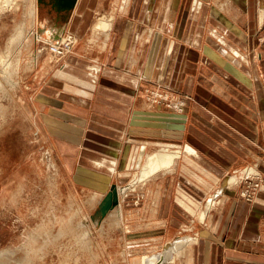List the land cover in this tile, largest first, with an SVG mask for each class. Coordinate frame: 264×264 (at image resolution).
Returning <instances> with one entry per match:
<instances>
[{
	"label": "crops",
	"instance_id": "1",
	"mask_svg": "<svg viewBox=\"0 0 264 264\" xmlns=\"http://www.w3.org/2000/svg\"><path fill=\"white\" fill-rule=\"evenodd\" d=\"M263 4L76 0L68 11L54 0H37L48 25L38 22L35 32L76 36L78 45L56 61L46 50V38L26 45L41 46L29 61L21 56L31 67L23 69L30 73L25 77L38 82L32 138L38 141L41 131L47 142L58 144L60 158L72 161L77 182H93L98 190L102 180L108 184L105 178L125 166L124 154L133 151L135 160L146 146L180 152L173 166L126 187L137 193L132 203L153 240L147 246L163 248L162 254L177 252L160 264H264V192L249 203L239 196L240 183L226 181L235 169L242 170L240 182L249 170L250 175L264 173ZM105 20L109 27L98 28ZM135 30L147 33L135 32L129 39ZM167 33L175 37L171 44ZM168 46L171 58L164 55ZM149 61L154 65L146 66ZM136 63L147 81L156 72L158 79H174L189 102L173 103L170 112L151 109L140 96L132 71ZM178 111L182 114L175 115ZM121 188L116 217L128 226L133 219ZM130 233L133 228L126 231L127 240Z\"/></svg>",
	"mask_w": 264,
	"mask_h": 264
},
{
	"label": "rangeland",
	"instance_id": "2",
	"mask_svg": "<svg viewBox=\"0 0 264 264\" xmlns=\"http://www.w3.org/2000/svg\"><path fill=\"white\" fill-rule=\"evenodd\" d=\"M36 3L37 0H0V264H142V260L162 254L163 248L147 246L153 240H148L145 234L147 225L143 224L142 215L132 203L135 201L132 196L137 193L123 189L134 185L132 183L136 181L146 155L159 148L146 146L135 160L131 158L133 151L129 156L124 154L121 161L125 166L118 168L113 177L105 178L108 184L102 180L98 190L92 188L93 182H77L73 163L60 158L56 149L58 144L47 142L41 131L38 141L32 138L31 123L35 119L32 110L38 82L34 77H25L30 73L22 72L23 69L27 67L30 70L31 67L30 62H22L21 56L25 54L29 61L34 48L41 47L39 44L26 47L32 39L28 35L37 34V23L44 25L48 21L44 11L36 9L34 16ZM260 8H264V4ZM98 25V28L102 26ZM17 28L24 29L26 38L23 41L15 39ZM122 31L121 27L118 37ZM135 32L141 36V33H147L135 30L130 32L129 39ZM64 38L63 41L69 42L70 46L63 55H55L50 45H46L54 61L70 55L78 45L75 37L64 35ZM167 39L171 44L175 37L167 33ZM170 50L171 46H168L165 57L168 54L171 58ZM149 62L146 66L154 65ZM139 66V63L134 64L132 71L139 79V89L143 94L140 96L153 106L151 109L159 106L170 112L173 103L182 106L189 102L187 94L177 91L174 79L170 80L169 76L165 80L158 79L160 73L156 72L153 79L147 81L138 73ZM144 71L146 77L148 70ZM180 111L175 115H181ZM241 171L232 170L228 176H234L232 182L236 186L240 183V198L253 203L258 194L264 192L258 190L264 181V173L250 175L252 170H249V175L240 182ZM230 177H227L228 182ZM256 182L260 185L258 189L251 187L253 192L249 187ZM111 184H115L117 189L122 187L124 193L121 198L125 208L129 203L128 213L133 222L128 226L123 218L116 217L117 209L99 224L90 218ZM117 192L119 194V190ZM243 194L250 198L243 197ZM118 197L120 199V194ZM153 211L150 208L147 214L152 217ZM132 228L134 234L130 233L132 238L127 240L126 231L130 232Z\"/></svg>",
	"mask_w": 264,
	"mask_h": 264
},
{
	"label": "bare ground",
	"instance_id": "3",
	"mask_svg": "<svg viewBox=\"0 0 264 264\" xmlns=\"http://www.w3.org/2000/svg\"><path fill=\"white\" fill-rule=\"evenodd\" d=\"M42 4V3H41ZM39 5V4H38ZM44 6V5H43ZM46 9V7H44ZM34 11V16H36V7L33 9ZM30 13V12H29ZM32 13V12H31ZM32 16V15H31ZM30 16V17H31ZM56 19V18H55ZM71 20V19H70ZM106 21V20H105ZM104 21V22H105ZM100 22V24H102V26L100 28H108L109 27V22ZM47 24V23H46ZM69 24V23H68ZM36 25V24H35ZM38 25V23H37ZM98 25V26H99ZM52 27V26H51ZM25 28V27H24ZM38 28V27H37ZM48 28V27H47ZM17 32L16 33V37L15 39L18 41H23L25 38H24V29L23 28H17ZM16 31V30H15ZM40 31V30H38ZM67 31V30H66ZM106 31V30H105ZM29 33V32H27ZM37 33V32H36ZM41 33H43L41 36H39L38 34H34L32 33V35H28L29 36H32V38H35L36 40H40V39H44V41H46L47 43H49L50 47L52 48L53 51H55V55H57V47H59L61 45V42L63 41V39L65 40L64 36H62L61 32L59 33H56V35L54 36H50V32L48 29H45L44 32L42 31ZM57 36V38H55ZM76 37V36H75ZM14 39V38H13ZM34 39V40H35ZM49 39V40H48ZM13 41V40H12ZM11 41V42H12ZM19 41V42H20ZM13 43V42H12ZM21 43V42H20ZM24 44V43H23ZM60 44V45H59ZM59 45V46H58ZM48 47V46H47ZM8 53V52H7ZM69 53V52H68ZM53 55V54H52ZM44 68V67H43ZM64 69V68H63ZM95 73V72H93ZM98 77V76H97ZM90 79V78H89ZM180 156V152L179 151H168V150H165V149H159L158 151L154 152V153H151L149 155H147L146 159H145V162L139 172V174L137 175L136 177V181L132 184H139V182H144L146 180H148L151 176H154L157 172L161 171V170H166L168 169L169 167L173 166L175 161L179 158ZM234 179V176H231L229 178V184L233 183L232 181ZM227 181V179H226ZM228 182V181H227ZM226 184V183H225ZM228 184V185H229ZM224 185V184H223ZM131 186V185H130ZM124 191L126 190L123 189ZM123 190L121 189V193L123 192ZM118 191V190H117ZM124 193V192H123ZM119 199V197H118ZM212 206V202H210V205L209 207ZM117 208V207H116ZM115 209V208H114ZM113 209V210H114ZM116 213H117V210H116ZM205 214V213H204ZM201 215V214H200ZM203 215V213H202ZM205 216V215H203ZM97 220V219H96ZM95 221V220H94ZM182 251V249H180ZM174 252V251H173ZM173 252H166L165 254H160L156 257H150V258H147V259H144L142 260V264H160L163 260H168V259H173L175 258V254H173ZM174 253H177V252H174ZM179 255V254H178Z\"/></svg>",
	"mask_w": 264,
	"mask_h": 264
},
{
	"label": "water",
	"instance_id": "4",
	"mask_svg": "<svg viewBox=\"0 0 264 264\" xmlns=\"http://www.w3.org/2000/svg\"><path fill=\"white\" fill-rule=\"evenodd\" d=\"M76 0H54L57 8H64L65 10L73 9ZM119 205L117 187L112 185L108 192L103 196L98 204L97 210L91 217L92 220L103 219L111 210Z\"/></svg>",
	"mask_w": 264,
	"mask_h": 264
},
{
	"label": "built area",
	"instance_id": "5",
	"mask_svg": "<svg viewBox=\"0 0 264 264\" xmlns=\"http://www.w3.org/2000/svg\"><path fill=\"white\" fill-rule=\"evenodd\" d=\"M65 41V40H64ZM62 42V45L60 46V47H57L58 49H57V55H63V53H64V51L65 50H67V49H69V42ZM67 43V44H66ZM51 51H53L52 50V48H51ZM55 51H56V49H55ZM259 185H260V183L258 182H256L255 183V185H254V183H253V185H251L249 188L251 189V191H253L254 192V190L251 188V187H254L255 189H258V187H259ZM260 188H262V189H260ZM260 188L258 189V190H262V191H264V181H263V183H262V185L260 186ZM243 197H247V198H250V196H246V194H243L242 195ZM251 200V199H250Z\"/></svg>",
	"mask_w": 264,
	"mask_h": 264
}]
</instances>
